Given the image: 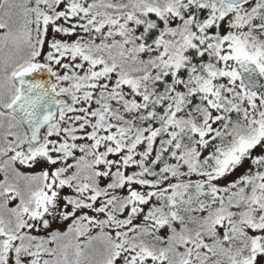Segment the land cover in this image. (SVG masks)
Wrapping results in <instances>:
<instances>
[{"label":"snow or ice","instance_id":"1","mask_svg":"<svg viewBox=\"0 0 264 264\" xmlns=\"http://www.w3.org/2000/svg\"><path fill=\"white\" fill-rule=\"evenodd\" d=\"M0 264H264V0H0Z\"/></svg>","mask_w":264,"mask_h":264}]
</instances>
